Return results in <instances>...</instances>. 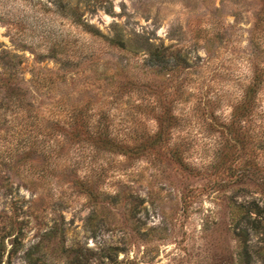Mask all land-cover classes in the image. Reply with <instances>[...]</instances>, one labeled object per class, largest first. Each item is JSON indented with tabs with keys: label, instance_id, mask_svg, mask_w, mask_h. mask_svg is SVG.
<instances>
[{
	"label": "rangeland",
	"instance_id": "rangeland-1",
	"mask_svg": "<svg viewBox=\"0 0 264 264\" xmlns=\"http://www.w3.org/2000/svg\"><path fill=\"white\" fill-rule=\"evenodd\" d=\"M0 264H264V0H0Z\"/></svg>",
	"mask_w": 264,
	"mask_h": 264
},
{
	"label": "trees",
	"instance_id": "trees-1",
	"mask_svg": "<svg viewBox=\"0 0 264 264\" xmlns=\"http://www.w3.org/2000/svg\"><path fill=\"white\" fill-rule=\"evenodd\" d=\"M70 13H71V15L73 14V16H75L76 15V11L74 10V9H70ZM79 18L77 17L76 18V20H78ZM83 26H84V28L87 30V31H89V32H91L92 34H98V33H100L99 31H98V29H96V28H94L93 26H91L89 23H87L86 21H84V22H82L81 23ZM160 61H162L161 59H160ZM259 76H258V74H255V76H254V81L252 82V84L251 85H249L247 88H246V90L244 91V93H245V99L247 100V104L248 105H245V108H247V106H249V103L251 102V99H252V97H253V94H254V89H255V84H257L258 82H259ZM163 114H161V115H158V117L159 116H162ZM159 119V118H158ZM70 126H72V128H76L77 126H80V127H83V129L82 130H86V128H84L85 127V122L82 120V122H80V124H78V122H77V117L76 116H73V119L70 121V124H69ZM161 127V125L159 124V128ZM103 135H101V132H99V131H97V137H102V140H104L103 142H110V139L109 138H107V135L106 134H104V133H102ZM157 134V133H156ZM92 190L90 189V192H91Z\"/></svg>",
	"mask_w": 264,
	"mask_h": 264
}]
</instances>
